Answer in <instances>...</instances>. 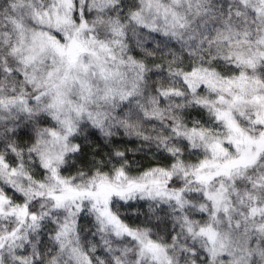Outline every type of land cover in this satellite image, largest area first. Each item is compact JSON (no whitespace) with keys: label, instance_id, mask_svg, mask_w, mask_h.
<instances>
[{"label":"snow or ice","instance_id":"obj_1","mask_svg":"<svg viewBox=\"0 0 264 264\" xmlns=\"http://www.w3.org/2000/svg\"><path fill=\"white\" fill-rule=\"evenodd\" d=\"M0 264H264V0H0Z\"/></svg>","mask_w":264,"mask_h":264}]
</instances>
